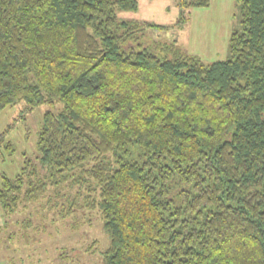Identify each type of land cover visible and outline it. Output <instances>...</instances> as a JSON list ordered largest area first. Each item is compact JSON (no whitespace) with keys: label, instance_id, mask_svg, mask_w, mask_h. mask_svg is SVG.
<instances>
[{"label":"trees","instance_id":"obj_1","mask_svg":"<svg viewBox=\"0 0 264 264\" xmlns=\"http://www.w3.org/2000/svg\"><path fill=\"white\" fill-rule=\"evenodd\" d=\"M235 3L228 58L204 63L144 37L210 0H178L173 26L119 16L137 0H0V112L53 107L2 177L0 232L40 202L51 223L98 214L101 264H264V0Z\"/></svg>","mask_w":264,"mask_h":264},{"label":"rangeland","instance_id":"obj_2","mask_svg":"<svg viewBox=\"0 0 264 264\" xmlns=\"http://www.w3.org/2000/svg\"><path fill=\"white\" fill-rule=\"evenodd\" d=\"M137 3L136 12H121L119 16L173 26L187 13L178 6V0H137ZM189 12L188 20L181 27L164 32L149 29L145 41L175 42L178 48L198 56L204 63L226 60L229 37L240 29V11L235 0H210L208 7L193 8ZM24 109L21 102L0 112V137L3 135L0 185L2 177L13 179L20 172L25 158L35 157L43 114L53 107L43 104L31 112ZM7 143L11 144V149L6 147ZM27 208L7 218L8 226L0 232V264H61V253L67 254L66 264L75 260L101 264L98 252L107 246L108 239L96 212L79 213L76 225L71 226L59 219L51 223V213L43 210L40 202L30 203ZM45 214L46 222L41 221ZM28 218L33 222L26 231L23 221ZM12 233L15 235L7 239ZM90 245L94 254L86 251Z\"/></svg>","mask_w":264,"mask_h":264},{"label":"crops","instance_id":"obj_3","mask_svg":"<svg viewBox=\"0 0 264 264\" xmlns=\"http://www.w3.org/2000/svg\"><path fill=\"white\" fill-rule=\"evenodd\" d=\"M2 225V211H1V208H0V226Z\"/></svg>","mask_w":264,"mask_h":264}]
</instances>
